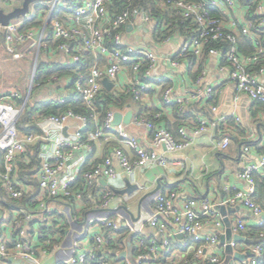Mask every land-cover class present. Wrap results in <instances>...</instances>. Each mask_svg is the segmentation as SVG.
I'll return each instance as SVG.
<instances>
[{
  "label": "built area",
  "instance_id": "built-area-1",
  "mask_svg": "<svg viewBox=\"0 0 264 264\" xmlns=\"http://www.w3.org/2000/svg\"><path fill=\"white\" fill-rule=\"evenodd\" d=\"M112 1L84 0L74 6L63 0H35L30 3L29 11L23 16L21 23H12L10 20L7 25L0 24L4 49L11 54L12 60L23 57L22 53L17 52V45L31 40L36 48V59L25 92H0V183L11 197L19 198L27 192V186L15 181L14 171L18 157L25 152L27 145L33 144L37 139L32 134L20 135L16 128L17 120L26 105L63 104L71 99L80 101L91 110L89 118L93 122L101 121V124H96L94 130L87 131V137H84L83 132L89 123L85 115L67 111L57 116L38 118L37 125L42 131L39 137L42 140L39 154L41 167L36 173L39 188L45 198L65 200L68 203L83 198L97 181L111 182L122 173L135 184V175L139 168L152 163H164V158L157 152L158 148L163 147L167 152L184 150L191 145L194 137L207 128L213 131V148H227L229 116L224 114L208 118L196 113L193 128L188 130L185 126L179 127L178 138H175L168 129L156 125L150 118L151 114H132L129 124L137 131L132 133L123 123L112 125L114 113L120 112L119 110H109L101 119L96 112L95 100L101 90L105 89L101 84L103 78L115 83L118 76L127 70L128 78L119 92L130 94L134 100H141L145 92L154 88V83H161L166 79V76L151 79V72L161 59L154 47L127 43L123 39L126 26L139 22L144 24L152 35L157 24L158 10L169 11L171 17L178 16L179 22L193 23L192 26H185L183 31L176 30L172 23L163 25L164 29L172 32L165 41L172 35L180 36L183 40L179 50L167 58L168 66L177 69L182 60H188L190 57H218L220 72L225 73L235 84L234 99L238 100L240 94H246L252 102L264 104V66L257 71L249 70L255 63L264 61V0H125L116 14L111 16L107 5ZM21 2L22 0H0L2 5L14 6L12 9L20 6ZM36 9H39L38 14L44 17L43 26L24 28L26 23L33 21ZM242 37L251 42L254 49L252 53L240 52L239 39ZM211 41L219 42L220 46L207 48ZM87 53L92 56V62L84 69L82 64ZM49 56L50 64L45 63ZM41 63L47 64L48 68L40 67ZM64 65L74 66L70 70L71 74L51 75L41 83L43 73ZM144 77H148V81L143 80ZM196 84L197 88L185 98L173 96V88L165 87L162 94L164 102L183 109L204 100L212 113L217 112V106L209 104L214 97V87L205 84L203 73L197 76ZM114 88L116 90L115 85L112 89ZM52 89L55 90L54 93L50 91ZM37 92L39 95L35 98ZM158 115L159 113L155 118ZM235 120L239 122V117L235 116ZM72 121L75 122L73 131L67 133L66 126ZM96 140L109 144L111 152L93 164L87 156L93 151L91 142ZM81 149L87 155L74 167H67V161ZM125 149L133 151L134 155H129ZM243 150L247 153L249 147L245 146ZM262 167L264 145L258 162L245 164L238 173L247 183L248 190L236 191L222 202H216L208 196L193 197L187 198L182 207L176 209L174 200L177 192L174 189L155 194L147 225L156 231L160 239L157 236L141 234L130 222L117 223L111 214L95 216L85 225L82 233L83 239H88L89 248L82 249L75 244L64 264H86L87 259L96 258L97 254L102 256L105 244L119 231H126L129 236H135L134 240H130V256L123 259L124 264H169L165 253L170 251L171 239L177 234H181L195 245L192 256L183 259L180 264H219L222 262L221 257L214 254L213 250L223 247L218 232L224 222L218 209L220 205H242L256 216L257 226L264 224V211L253 200V175ZM79 176L83 182L81 187L72 188V183ZM111 188L100 194L98 206L102 212L110 213L112 210L109 206L116 194ZM122 198L128 201L130 197ZM7 211L10 210L3 209L0 212V264H10V257L38 264V253H51L61 247V239L57 240L52 230L40 229L37 233V245L30 244L22 236L15 237L12 242L8 241L5 234ZM11 211L22 212L26 219L33 217L31 212L24 208ZM51 212L45 207L41 213L45 215V222L49 220ZM71 219L73 221L74 217ZM205 226H211L213 231L202 233ZM245 228V222L237 220L234 229L242 231ZM230 244L235 249L236 243ZM207 250H210L209 254ZM250 251L249 264H258L259 260L264 258L261 244L250 245ZM96 262L109 264L103 257H99Z\"/></svg>",
  "mask_w": 264,
  "mask_h": 264
},
{
  "label": "crops",
  "instance_id": "crops-1",
  "mask_svg": "<svg viewBox=\"0 0 264 264\" xmlns=\"http://www.w3.org/2000/svg\"><path fill=\"white\" fill-rule=\"evenodd\" d=\"M139 23L131 26L129 30L126 28L123 39L127 43L154 47L156 52L160 55L161 59L151 72V79L159 76H166V79L163 81H167L168 86L173 88V96L185 98L197 88L196 78L203 73L205 84L214 87L212 103L216 105L218 109L217 112L212 113L210 106L204 100H199L195 102L196 106H194V103V105L192 104V106L190 105L183 109L178 106L179 108H177L176 113L173 108L176 105H168L164 102L161 95L163 86L159 85V83H154V88L143 94L140 100L141 107H145L148 110H157L159 113L161 112L163 116H165L164 125L167 124L168 126L173 125V122L176 120V115L182 116L183 114L185 116L187 115L186 113H191L192 109L194 111L206 110L207 116L202 112H194V114L197 113L208 118H214L223 114L233 118L238 116L239 123L247 128V131L245 135H241L239 131L235 130L233 127H229V144L226 149L222 150L213 148L214 135L213 131L209 128L194 137L191 145L184 150L167 152L163 147L158 148L157 152L164 158V163H152L136 171L135 184L138 185L139 189L127 201V203L130 201L131 204L127 206L129 214L120 208L123 201L115 205L111 212L108 213L100 211L99 206L92 203L91 200L97 199L98 201L100 194L109 187H115L117 189L125 188V174L123 173L119 175L116 180L111 182H107L106 180L97 181L96 184L87 190L88 198L83 197L81 199H75L72 200L71 203L60 199L54 200L45 198L40 190L38 199L41 200L43 204L40 206V203L39 206H37L38 210L31 212L33 215L32 219H26L22 212L10 210L6 213L8 221H6L5 226V234L8 241L12 242L15 237L22 236L27 242L33 245H37L38 243L37 233L41 227H47L46 231H50L52 230L51 225L53 226L54 231H52L56 235L55 238L61 239V247L51 253H38V264H64L70 257L75 244L82 249L89 248L88 239H83L82 233L85 229V225L95 216H107L111 214L117 223L130 222L137 230H140L141 234L145 236H157L160 239L156 231L147 225V220L151 214L153 199L155 194L160 191L174 189L177 192L174 206L176 209H180L187 198L208 196L216 202H222L236 191L248 190L247 183L239 177L238 173L245 164H256L260 158V149L264 145V112L258 114L255 121L251 120V112L256 102H252L246 94H240L238 100L234 99L235 84L227 78L225 73L220 72V59L218 57H190L188 60H182L177 69L168 66L166 60L179 50L183 43L182 38L177 35H172L167 41L164 39L153 40L148 28L144 24ZM3 47V42L0 40V48ZM35 59L32 63V67ZM49 60L50 56L47 57V62L45 63L50 64L48 62ZM127 78L128 71L125 70L118 76L117 81L114 83L116 90L114 88L108 91L119 92L124 87ZM262 80L264 81V77ZM151 82H154V80H151ZM1 88H3V85L0 84V91L6 92ZM50 91L53 93L55 92L54 89ZM38 95L39 92L36 93L35 98L38 97ZM32 101L35 102V99ZM128 111H131L132 114L137 112L146 115L151 114V112H141V109L135 103H128L120 110L122 114ZM194 124V117L191 116L190 118L185 117V119L182 120L181 126H186L189 130ZM74 125V121L69 122L66 126L67 133L73 131ZM126 128L129 132L137 133L130 124L127 125ZM247 141L257 142V145L251 146L247 144ZM247 145L249 151L245 153L243 148ZM93 146L92 153L87 156L89 157L88 159H91L93 162L96 160L99 161L111 152V146L104 143L103 140L94 141ZM125 150L129 155H134L133 151ZM85 155L87 154L82 149L76 152L74 156L67 161V167H74ZM17 163H19L18 159L16 161V164ZM30 189L31 187L27 186V191ZM220 206L229 207V210L221 215L231 222L232 233L239 234L243 236L245 240L249 241L246 231L250 227L256 226V216L239 204L235 206ZM45 207L52 211V215L47 222H45V215H41ZM72 216L74 217L73 221L71 219ZM239 219L246 224V228L242 231L234 229ZM64 224H66V228H64L63 235H60L58 231ZM226 228L227 226L225 222H223V226L218 230L219 234H224ZM212 231L213 229L211 226H205L202 233H210ZM171 241L170 251L165 253V259L169 264H180L183 259L191 257L194 253L195 245L188 241L187 238L183 236H174ZM130 243V240L124 241L126 248L124 249L126 251L123 249L119 255L121 261L117 264H124L123 259L130 256ZM250 245V241L249 243L245 241L236 242L235 251L246 256L250 251ZM209 253L210 250H207V254ZM213 253L219 255L221 260L225 258L223 247L213 250ZM250 256L245 257L244 261L246 264H249ZM234 263L239 264L237 261ZM10 264L13 263L10 262ZM193 264L206 263L195 262ZM261 264L264 263L262 262Z\"/></svg>",
  "mask_w": 264,
  "mask_h": 264
},
{
  "label": "trees",
  "instance_id": "trees-1",
  "mask_svg": "<svg viewBox=\"0 0 264 264\" xmlns=\"http://www.w3.org/2000/svg\"><path fill=\"white\" fill-rule=\"evenodd\" d=\"M68 5H74L77 6L81 4L84 0H63ZM125 0H113L109 5H107V10L109 15H114L119 9L120 4H122ZM39 9H36L35 15L33 17V21L30 23H26L24 28L26 29H34V28H40L43 26V18L41 15L38 14ZM157 24L154 30L152 31V38L153 40H163L167 36H170L172 32L167 31L164 29V26L168 23H172L174 28L179 31H183L185 26H192V22H179L180 18L177 16L171 17L169 15V11H162L158 10L157 15ZM173 20V22H169ZM164 25V26H163ZM172 29V28H170ZM173 31V29H172ZM0 40L3 42L2 36L0 35ZM222 45V44H221ZM225 45V44H224ZM219 42L211 41L209 44H207V48L210 47H219ZM239 50L240 52L244 54H249L254 51L253 46L251 42L245 38L242 37L239 39ZM193 59V58H192ZM84 63L82 64L84 69L88 68L91 65L92 62V56L90 54H85L84 56ZM44 66V68H48V65L45 63H41L40 67ZM261 66H264V61H260L258 63H255L251 67H249V70L251 71H257ZM74 66L71 65H64L61 68H53L51 71L43 73L41 76V83H44L46 79L51 75H58V76H64L69 75L70 70ZM143 74V73H142ZM143 80L148 81V77H144ZM159 85L163 86V89L168 86L167 81H163L162 83H159ZM163 94V91L161 92V95ZM21 103V100L18 101ZM213 99L210 100L209 104H213ZM128 103L132 104L135 103L140 109L141 112H151L150 118L153 120V122L161 127H165L169 130V132L175 137L178 138V129L181 127L182 120L185 119V117L190 118L191 116H195L194 112H202L204 115L207 116L206 110H198L194 111L191 110V113H186L187 115H176V120L173 122L172 126H168L165 123V116L157 110H148L145 107H141V101L140 100H134L133 97L125 92H114V91H108L106 89H102L99 96L95 100V107L96 112L100 115V119L108 112L109 110H122ZM195 104V103H194ZM193 104V105H194ZM214 105V104H213ZM192 106V105H191ZM196 106V104L194 105ZM174 110L177 113V108H179L177 105L173 107ZM67 111H72L75 114H81L85 115L89 119V123L87 128L85 129L84 137H87L86 133L87 131H92L95 129L96 124H101V121L99 122H93L89 118V114L91 113V110L88 109L83 103L80 101H74V100H66L63 104H53V103H35L33 105H26L22 114L20 115L19 119L16 123L17 131L20 135H27L32 134L37 137L36 141L33 144L27 145L25 152L19 156L18 161L19 163L16 164V169L14 171V178L16 182H21V184L31 187V189L27 192H24L19 198H14L9 195L5 187L0 183V212H2L3 209H21L24 208L29 212H33L38 210L37 206L41 203V200L38 199V196L40 194V188L39 184L36 179V173L41 167V162L39 158V154L41 151V144L42 140L39 138L42 135V131L37 125L38 118L40 117H46L50 115H60L63 113H66ZM264 112V104L261 102L254 103V107L251 112V120L255 121V118L258 114ZM158 117L155 118V115L158 114ZM196 114V113H195ZM227 124L229 127H233L235 130L239 131L241 135H245L247 128L243 127L239 122L235 120L233 117H228ZM186 127V126H185ZM193 128V127H190ZM94 142H91V145L93 146ZM247 144L251 146H256L257 142L254 141H247ZM243 145V143H242ZM248 146V145H247ZM94 147V146H93ZM66 150V149H63ZM262 150V148L260 149ZM97 163V160L93 162V164ZM0 167H2V160L0 159ZM254 183H255V192L253 194V200L257 202L264 211V167H262L259 171L255 172L253 175ZM82 179L81 176H79L71 185L72 188H79L82 185ZM87 193L84 194L85 198H88ZM92 200V203H95L96 205H99V200L97 199ZM98 203V204H97ZM47 227H41L42 230H46ZM64 228H66V224L60 227V230L58 233L60 235H63ZM52 230L54 231V228L52 227ZM57 233V232H56ZM246 235L249 238L250 244H261V246L264 249V224L262 226H253L247 229ZM135 236H129L126 234V231H119L115 232L111 240L105 244L103 248V254L102 256L96 255V258L87 259L86 264H98L96 260L99 257L105 258V260L109 264H117L121 261L119 258V255L125 248L124 241L134 240ZM58 240V239H57ZM171 247V246H170ZM264 263V258L260 259L258 264Z\"/></svg>",
  "mask_w": 264,
  "mask_h": 264
},
{
  "label": "water",
  "instance_id": "water-1",
  "mask_svg": "<svg viewBox=\"0 0 264 264\" xmlns=\"http://www.w3.org/2000/svg\"><path fill=\"white\" fill-rule=\"evenodd\" d=\"M35 0H22L21 5L8 11L5 12L3 9L0 8V24L1 25H7L9 21L13 18H18L20 16H24L26 13L29 11V5L31 2ZM128 30L131 29L130 25H127L126 27ZM101 84L106 90H111L114 87V83L109 80L108 78H103L101 80ZM132 117V112L128 111L125 114H122L120 112H115L112 125H118L119 123H123L125 125H128ZM63 133L65 134V129L63 130ZM124 182H125V188L123 189H117L115 187H112L111 189L115 192L116 196L110 203V210L117 205L119 202L121 203L123 201V204L120 206L125 212L129 214L128 207L126 206L127 201H124L122 197L124 196H129L131 197L133 194H135L139 187L137 184L131 183L128 177H124ZM221 212V214H225L227 210H229V207L225 206H220L218 208ZM223 221L225 222L227 228L225 230L224 234H221L219 237L220 244L223 246L224 249V259L222 260L221 263L219 264H236L234 263L237 261L239 264H246L244 259L246 256H250L251 252L249 251L246 256L243 254H240L239 252L235 251V249L231 246V242H247L249 243L248 240H245L243 236L239 234H233L232 233V226L231 222L225 217L223 218ZM178 237H182L181 234H177ZM8 262L13 263V264H27L25 261L21 259H13L9 258Z\"/></svg>",
  "mask_w": 264,
  "mask_h": 264
},
{
  "label": "rangeland",
  "instance_id": "rangeland-1",
  "mask_svg": "<svg viewBox=\"0 0 264 264\" xmlns=\"http://www.w3.org/2000/svg\"><path fill=\"white\" fill-rule=\"evenodd\" d=\"M13 7L12 5H2L0 3V8L4 11H9ZM22 20L23 16H20L11 19V22L19 24ZM17 52L22 53L23 57L12 60L11 54L6 52L4 47L0 48V84L3 85V88H1L2 90H18L24 93L29 85L36 48L32 41L28 40L24 44L17 45ZM128 204H130V201L126 203V206H128Z\"/></svg>",
  "mask_w": 264,
  "mask_h": 264
}]
</instances>
